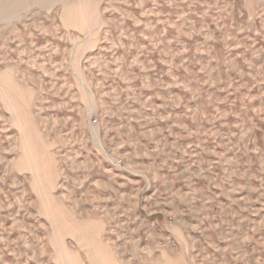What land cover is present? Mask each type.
<instances>
[{
	"label": "rangeland",
	"instance_id": "rangeland-1",
	"mask_svg": "<svg viewBox=\"0 0 264 264\" xmlns=\"http://www.w3.org/2000/svg\"><path fill=\"white\" fill-rule=\"evenodd\" d=\"M0 264H264V0H0Z\"/></svg>",
	"mask_w": 264,
	"mask_h": 264
},
{
	"label": "built area",
	"instance_id": "built-area-1",
	"mask_svg": "<svg viewBox=\"0 0 264 264\" xmlns=\"http://www.w3.org/2000/svg\"><path fill=\"white\" fill-rule=\"evenodd\" d=\"M119 163H121V161Z\"/></svg>",
	"mask_w": 264,
	"mask_h": 264
}]
</instances>
